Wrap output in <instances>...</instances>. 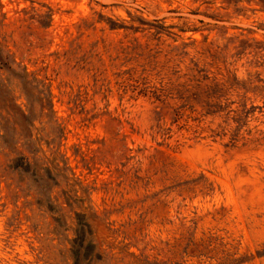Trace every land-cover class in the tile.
Instances as JSON below:
<instances>
[{
  "label": "rangeland",
  "instance_id": "rangeland-1",
  "mask_svg": "<svg viewBox=\"0 0 264 264\" xmlns=\"http://www.w3.org/2000/svg\"><path fill=\"white\" fill-rule=\"evenodd\" d=\"M0 264H264V0H0Z\"/></svg>",
  "mask_w": 264,
  "mask_h": 264
}]
</instances>
